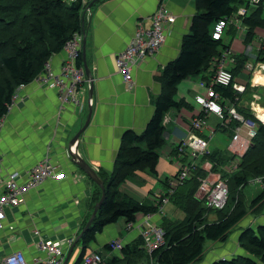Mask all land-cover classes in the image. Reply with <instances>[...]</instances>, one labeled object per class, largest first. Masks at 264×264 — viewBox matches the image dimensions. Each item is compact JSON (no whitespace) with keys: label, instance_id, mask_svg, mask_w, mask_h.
I'll list each match as a JSON object with an SVG mask.
<instances>
[{"label":"crops","instance_id":"1","mask_svg":"<svg viewBox=\"0 0 264 264\" xmlns=\"http://www.w3.org/2000/svg\"><path fill=\"white\" fill-rule=\"evenodd\" d=\"M87 3L88 0H83L84 5ZM161 3L175 15V23L170 27L159 52L133 68V84L127 88L116 71L115 58L130 42L139 23L144 27L149 25L151 15ZM194 14V0H102L90 10L85 9L82 15L85 29L81 43L85 36V61L92 75L91 99L88 94L90 84L86 77L83 88L77 94L79 106L65 104L61 108L55 88L44 85L40 78L15 90L11 107L0 120V195L3 182L11 173L20 174L19 182L23 183L24 174L43 158L49 159L55 166L57 178L24 193L18 207L5 211L0 229V257L21 251L30 262L42 256L37 250L35 230L44 238L59 240L67 253L70 247L67 242L72 240L74 243L90 214L94 191L90 180L71 161L70 140L84 125L91 107L90 122L80 136L78 153L95 171L106 174L112 171L122 134L126 130L138 134L143 132L153 115L154 103L161 91L159 76L164 66L179 55L182 38L188 33ZM257 33L261 38L264 37L263 32ZM233 44L236 42H231V49ZM248 52H252L251 49ZM67 61L68 55L64 50L53 55L48 62L50 71L59 74ZM259 67H264V63L254 65L255 69ZM258 70L252 73L247 71L246 74L241 72L236 77V81L246 85V93L238 100L236 108L248 111L251 115V103L259 95L262 99L259 105L264 108V72ZM204 77H208V74L190 77L177 86L176 100H184L192 108L171 110L167 114L169 122L168 126L165 125L164 143L161 146L164 148L158 151L164 159L158 160V172L156 170L154 175L148 171L136 173L119 186L120 194L138 202H152L155 196L166 192L167 187L162 182H169L178 173L175 170V173L165 175L159 169L170 171L168 163L177 165L178 161L180 164L189 162L187 158L178 157L176 149L188 134L190 117L197 115L200 110L194 97L205 95V90L199 86L201 81L204 82ZM256 110L259 114V108ZM221 124L215 116L206 118L204 135L209 138L210 148H227L230 137L222 134L226 127L217 129ZM223 139L228 141L226 146L221 144ZM148 181H157L156 186L149 191L148 197H143L139 187L148 186ZM173 215H176L175 220L179 219L181 212L169 201L164 207V216L172 220ZM149 223L159 225L161 217L153 216ZM126 227L123 219L105 226L97 235L96 242L90 244L89 252L100 253L104 260L112 256L121 258L119 251L105 252L103 247L112 241H118L121 247L132 243L139 232L135 228L128 231ZM240 231L242 229L235 233L236 241ZM215 244L216 248L222 250L219 247L221 243ZM234 246L233 251L242 254L238 244ZM80 251L81 245L77 243L67 264H73Z\"/></svg>","mask_w":264,"mask_h":264},{"label":"trees","instance_id":"2","mask_svg":"<svg viewBox=\"0 0 264 264\" xmlns=\"http://www.w3.org/2000/svg\"><path fill=\"white\" fill-rule=\"evenodd\" d=\"M91 1L88 0L84 5L83 0H0V120L9 111L15 90L37 79L45 71V65L53 55L61 52L76 33L83 34L85 23L82 15ZM100 1L102 0L98 2ZM248 1L194 0L195 14L188 33L182 38L179 55L164 66L159 76L161 91L155 100L153 115L143 132L138 134L126 130L122 134L112 171L109 174L97 172L104 184L105 199L91 225L78 241L81 251L73 264H82L83 257L89 253L90 244L96 242L97 235L105 226L119 219H123L126 225L134 224L142 217L157 214L160 202L155 198L152 202H138L120 194L118 188L137 172L148 171L156 174L158 151L164 143L165 116L171 110L192 108L184 100L174 98L177 85L185 79L203 74H208V77H204V82L210 84L216 61L223 53L230 52L231 40L225 42L223 38L226 28L217 40L212 36L214 25L219 20H229L240 7H246L248 14L242 18V26L245 28L243 43L250 46L256 38L259 39L257 32L262 30L264 33V0L252 8ZM228 33H236L235 28L229 26ZM263 46L264 41L256 53L257 60L262 63ZM233 59L234 65L230 72L236 79L249 58L242 52L235 54ZM82 63V53L79 52L76 58L77 67L82 68ZM214 90L221 96L224 104L233 105L235 108L238 100L246 93L238 94L232 87L222 86H214ZM236 110L244 118L254 119L248 111ZM234 126L235 122H230L226 128L218 125L217 129L225 128L222 134L231 138ZM141 144L145 145L144 149ZM232 160L233 157L226 149L216 146L199 159L191 176L170 196L169 200L183 212L184 218L182 221L173 222L166 217L161 218L164 232L162 246L148 254L143 247L142 237L138 236L132 243L119 249L121 258L112 256L102 259L101 264H141L142 261L143 264H198L204 255L205 243H224L232 229L246 216L245 203L240 196H231V190L234 188L239 192L250 179L264 175L262 124H258L256 135L239 165V171L233 176H227L221 172V168ZM204 161L209 162L211 172L221 173L222 178L229 181L228 199L221 210L209 209L203 199L195 197L199 179L207 176V172L198 166ZM162 183L168 188L167 180ZM91 184L94 186L91 209L82 229L101 196V190L93 182ZM262 188L261 193L252 199L250 206L255 207L264 201V186ZM211 213L217 219L209 222L207 217ZM237 243L244 254L218 259L210 264H264V223L255 228L242 229ZM103 250L112 252L110 244L104 245Z\"/></svg>","mask_w":264,"mask_h":264},{"label":"built area","instance_id":"3","mask_svg":"<svg viewBox=\"0 0 264 264\" xmlns=\"http://www.w3.org/2000/svg\"><path fill=\"white\" fill-rule=\"evenodd\" d=\"M262 0H249L250 8L257 6ZM248 14L246 7H240L229 20H219L214 25L212 36L214 39H219L222 36L224 29L227 26H233L241 31L242 18ZM176 17L171 10L161 3L159 7L150 17V22L147 27L143 24H138L136 31L127 44L125 49L121 51L115 58V67L117 73L122 78L123 83L127 88L133 84L131 72L145 58L154 56L159 52L169 35L170 27L175 23ZM81 35L75 34L74 39L65 45L63 49L68 55V61L61 67L59 74H53L48 66L45 65V71L39 75L38 78L43 81L44 85L55 88L62 108L65 104L79 106L80 102L77 94L83 88L86 82L82 68L76 65V58L81 52ZM230 52H225L221 58L216 61L214 74L210 84L200 82V88L205 90V95H196L194 101L200 108L197 115L189 119V131L186 137L181 141L177 147V156L187 158L188 163H181L180 169L176 177L169 181L168 188L165 193L155 196L157 202H160L158 212L155 215L142 217L134 224H127L126 230L135 228L139 232L144 242V249L149 254L159 246L164 244V232L159 225H151L149 219L153 216L162 218L164 214V207L169 203L170 196L174 190L187 180L192 171L195 169L196 163L199 159L208 154L211 150L209 146V138L205 137L206 118L215 116L222 126H227L230 122H235V126L231 132V138L226 150L231 156L244 153L251 141L256 135L258 124L264 126V118L257 113L258 108L264 110L259 105L261 96H257L255 101L251 103V112L253 118H244L235 106L224 104L218 94L214 90V86L232 87L233 91L238 94H244L246 85L236 81L232 77L230 67L227 64ZM233 61V59H232ZM259 64V63H258ZM258 71L264 72V67H259ZM251 64L248 70L255 72ZM236 101L238 98L236 97ZM203 116L199 117L198 115ZM169 118L166 115L163 124L167 125ZM25 181L20 183V174L11 173L3 182V192L0 195V229L2 222L5 219V211L10 208L18 207L24 193L29 190L36 189L47 180H54L57 178V170L55 166L47 158H43L33 167H31L25 174ZM200 198L204 200L207 208L213 210H221L225 206L228 199L227 182L224 180L208 181L207 179L199 180ZM263 183L260 179H255L254 184ZM141 220V221H140ZM37 238V250L42 255L32 259L28 262L21 251H15L0 257V264H62L66 255V248L59 240L44 238L38 230L34 231ZM68 247L73 244L70 240L67 242ZM112 251H119L121 245L118 241L109 243ZM67 247V248H68ZM102 258L97 252H89L83 257L82 264H101ZM153 264L152 262H150Z\"/></svg>","mask_w":264,"mask_h":264},{"label":"rangeland","instance_id":"4","mask_svg":"<svg viewBox=\"0 0 264 264\" xmlns=\"http://www.w3.org/2000/svg\"><path fill=\"white\" fill-rule=\"evenodd\" d=\"M229 26H227V28L225 29V32L223 34L224 41L225 42H229L231 40V42H236V44H233L234 47H232V49H229L231 56L230 55L228 56L227 64H228V66L230 68H232L233 65H234L233 56H235V54H237V53H242L243 52L244 54H246L248 56L249 59L245 63V65H244V67H243L241 72L242 73L244 72L246 74V72L249 71L250 73H252L251 70H248V67H249L250 64L254 67L255 64L261 62V61L257 60L256 53L260 49V44H261L262 41H264V37L261 38L259 36V39L256 38V40L250 46L249 45L246 46L243 43L245 28L243 26H241L242 30L240 32L236 31V33L232 34V33H228V27ZM226 31H227V33H226ZM259 32H263V31L261 30ZM247 47H249V48H247ZM249 49H251L252 52H248ZM263 49H264V46H263ZM236 50H240V51H236ZM253 55H255V57H252ZM232 59H233V61H232ZM243 80L244 79H242V81ZM180 83H182V82H180ZM188 85H191V84H188ZM176 92H177V90H176ZM174 98L176 99L177 97L174 96ZM218 123H220V121H218ZM227 142H228L227 139H223L221 141V144L223 146H226ZM214 143L215 142H213L212 144L215 145ZM141 148L144 149L145 145L141 144ZM163 148H164V146L161 148V150ZM212 148H214V147H211V149ZM247 150L244 153H242V154H237V155L232 156L233 157L232 162H230L228 165L222 167L221 168V172L223 174H226L227 176H233L235 173H237L239 171V169H240L239 165L242 163V159H243L244 155L246 154ZM159 158L161 159L160 161H162V159H164L161 156H159ZM167 165L170 167V171L165 170V169H159V172L160 173H164L165 175L166 174L169 175V174H172V172L175 173V170L177 172L180 169V162L179 161H178L177 165H174V163H172V164L168 163ZM157 166H158V162H157V165H156V170L158 172V167ZM198 166L201 167L202 170L207 172V176L204 177V178H201V179H207L208 181H211V182L215 181V180H224L226 182L228 181V179L222 178L221 173L211 172L210 171L211 166H210L209 162H205L204 161L203 163H199ZM142 172H144V171H140V172H137V173H142ZM143 179L145 180V178H143ZM256 179H260L262 181V183H263L264 175H263V177H259V178H256ZM254 180H255V178L254 179H250L248 181L249 183L246 186L240 188L239 192H238V189L235 190L234 188H232L231 196H233V197H239L240 196L242 201L245 203L246 216H245L244 219H242L238 223V225L234 229H232L231 233L228 235L227 240L224 243H221L222 245H219V247H221L222 250L216 248V246H215L216 244L215 243H211V242L205 243L204 255H203L202 260L199 263L204 264V263H207L210 260H215V259H218L220 257L230 258V257H232L231 255H234V254L238 255L237 251H233V249L235 247L234 245L238 244L237 241H236V237H235L236 231L244 229L247 226H251L252 225L254 227L256 224L259 225V224H263L264 223V201L260 205H257L255 207L250 206V203L252 202V199L257 197L261 193V188L264 186V184H263V186H262V184H259V183L254 184ZM148 182H149L148 186L141 185L139 187L140 188L139 193L141 195H143V197H148L149 191L155 189L157 181H155L153 183L150 182V181H148ZM131 183H132V181H131ZM199 183H200V181H199ZM229 184H230V187H231L232 186L231 183H229ZM157 185H158V183H157ZM195 197H197L198 199H201L199 190H197ZM174 207L177 208L175 205H174ZM178 211L181 212V217L179 219L175 220L176 215H173L171 217L172 220H170L171 222L180 221V220L182 221V219L184 218L183 212L181 210H179V209H178ZM162 217L165 218L166 216H164V214H163ZM216 219H217L216 215H214L212 213L209 214V216L207 217V221H209V222H212V221H214ZM241 253L244 254L243 252H241ZM236 255H234V256H236ZM100 256L102 258L101 254H100Z\"/></svg>","mask_w":264,"mask_h":264},{"label":"water","instance_id":"5","mask_svg":"<svg viewBox=\"0 0 264 264\" xmlns=\"http://www.w3.org/2000/svg\"><path fill=\"white\" fill-rule=\"evenodd\" d=\"M98 1L99 0H92L87 5L86 10H90L91 7ZM81 53H82V58H83L84 75L90 84L88 94H89V98L91 99V97H92V75H91V72L88 69V66H87L86 61H85V36H84L83 41H82ZM91 113H92V110H91V107H89L87 118H86L84 125L82 126V128L80 130L77 131V133L72 137V139L69 142V155L71 157V161L75 164V166L79 170H81L84 173V175L101 190V196H100L99 201L94 205V209H93L89 219L87 220L84 228L82 229L80 234L76 237L74 243L69 247V250L67 251L66 256H65L62 264L68 263V260L71 256L72 251L76 247V244L80 240L83 233L91 225L92 221L94 220V218L96 216L98 209L101 207V205L105 199V188H104L103 181L98 176L97 171H95L78 153L79 139H80L81 134L83 133V131L86 129L87 125L90 122Z\"/></svg>","mask_w":264,"mask_h":264},{"label":"bare ground","instance_id":"6","mask_svg":"<svg viewBox=\"0 0 264 264\" xmlns=\"http://www.w3.org/2000/svg\"><path fill=\"white\" fill-rule=\"evenodd\" d=\"M73 39H74V36H73V38H72L71 40H69L67 43H69V42L72 41ZM67 43H66V44H67ZM64 48H65V47H64ZM64 48H63V49H64ZM216 93H217V92H216ZM217 94H218V93H217ZM218 96H219L220 100L223 101L222 98H221V96H220L219 94H218ZM259 110H260V111H259V115L262 116V117L264 118V111L261 110L260 108H259Z\"/></svg>","mask_w":264,"mask_h":264}]
</instances>
